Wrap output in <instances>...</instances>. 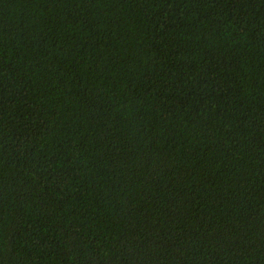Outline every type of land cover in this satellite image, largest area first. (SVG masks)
<instances>
[{
	"label": "trees",
	"instance_id": "trees-1",
	"mask_svg": "<svg viewBox=\"0 0 264 264\" xmlns=\"http://www.w3.org/2000/svg\"><path fill=\"white\" fill-rule=\"evenodd\" d=\"M0 264H264V0H0Z\"/></svg>",
	"mask_w": 264,
	"mask_h": 264
}]
</instances>
